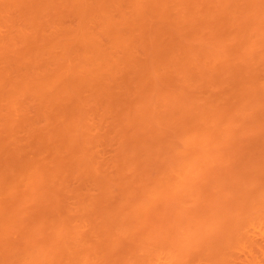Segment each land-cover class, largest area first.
<instances>
[{
  "label": "bare ground",
  "instance_id": "obj_1",
  "mask_svg": "<svg viewBox=\"0 0 264 264\" xmlns=\"http://www.w3.org/2000/svg\"><path fill=\"white\" fill-rule=\"evenodd\" d=\"M254 128L264 0H0V264H263Z\"/></svg>",
  "mask_w": 264,
  "mask_h": 264
},
{
  "label": "rangeland",
  "instance_id": "obj_2",
  "mask_svg": "<svg viewBox=\"0 0 264 264\" xmlns=\"http://www.w3.org/2000/svg\"><path fill=\"white\" fill-rule=\"evenodd\" d=\"M244 130H246V131H251L252 129L251 128H248V129H244ZM254 131H255V133H247L246 135H243V136H238L237 138H233V143L230 145V147L232 148L233 146H235V145H233L234 143H237V142H241V143H239V144H236L237 145V147H242V146H244L245 144H249V145H252L254 148H256L257 149V155L256 156H254V158L253 159H249V160H247V162L246 163H248L247 164V166H248V170L251 168V166L253 165V163L256 161V159H262L263 157H261V158H259L262 154H264V131H261V132H257V130H259L258 128H254L253 129ZM233 145V146H232ZM233 149V148H232ZM245 170V168H243L242 167V169H240L239 171H244ZM227 182H228V177H227ZM221 196H222V194L221 193H219ZM218 194V195H219ZM217 195V196H218ZM220 195L218 196V198L220 199ZM212 196V195H211ZM214 196L215 197H212V199L213 198H216V194H214ZM221 198H223V197H221ZM210 204L211 203H209V206H210ZM213 205V204H212ZM216 205V209L218 210L220 207H222L221 205H219V207L217 206V204H215ZM214 208V210H215V206L213 205V207H212V209ZM246 252V251H245ZM244 251H240V252H237V254H236V259L233 261V264H234V262L236 263V264H248V263H250V261L249 260H252V259H250L251 257H249V256H246ZM245 253V254H244ZM259 254H260V252H259ZM262 254H264V253H261V255ZM237 255L238 256H240V258L239 257H237ZM248 255V254H247ZM260 256V255H259ZM248 257H249V260H247L248 259ZM259 258L260 257H258L257 259V262H259L260 260H261V258H262V260H261V262H264L263 261V256L260 258V260H259ZM66 259V258H65ZM78 259V258H77ZM97 259V258H96ZM95 258L93 259V260H96ZM67 260L69 261L68 263L69 264H73L72 262L70 263V261H73V259L72 260H70V259H66L64 262H62V264H68V263H66L67 262ZM74 260H76V258L74 259ZM236 261H239V262H236ZM248 261V262H247ZM74 263H77L76 261H74ZM53 264V263H52ZM160 264V263H159ZM251 264V263H250ZM257 264V263H256ZM258 264H260V262L258 263ZM264 264V263H263Z\"/></svg>",
  "mask_w": 264,
  "mask_h": 264
}]
</instances>
